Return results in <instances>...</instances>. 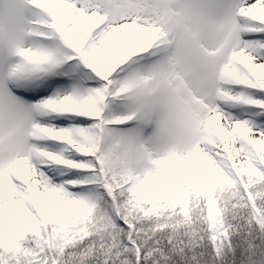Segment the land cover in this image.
Returning a JSON list of instances; mask_svg holds the SVG:
<instances>
[{"label": "snow or ice", "instance_id": "snow-or-ice-1", "mask_svg": "<svg viewBox=\"0 0 264 264\" xmlns=\"http://www.w3.org/2000/svg\"><path fill=\"white\" fill-rule=\"evenodd\" d=\"M0 264H264V0H0Z\"/></svg>", "mask_w": 264, "mask_h": 264}]
</instances>
